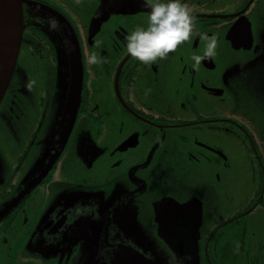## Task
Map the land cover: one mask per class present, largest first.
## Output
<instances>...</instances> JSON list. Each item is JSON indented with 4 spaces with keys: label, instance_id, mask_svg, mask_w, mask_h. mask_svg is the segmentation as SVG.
<instances>
[{
    "label": "flooded vegetation",
    "instance_id": "flooded-vegetation-1",
    "mask_svg": "<svg viewBox=\"0 0 264 264\" xmlns=\"http://www.w3.org/2000/svg\"><path fill=\"white\" fill-rule=\"evenodd\" d=\"M21 2L22 43L0 104V264H188L161 234L173 214L163 203L193 199L184 194L191 161L214 167L197 174L214 189L228 184L236 160L212 141L218 136L254 171L250 132L264 131V0H187L196 28L218 38L196 67L192 56L206 46L199 35L150 65L127 52L125 34L147 23L142 0ZM93 51L102 63L89 62ZM32 65L34 80L23 79ZM257 151L264 155V140ZM180 154L188 175L175 174ZM255 159L263 179L264 159ZM254 188L252 177L247 205L207 222L206 200L194 196L202 221L191 264H264V227L243 230L264 209L263 189ZM250 240V251L239 245L245 255L232 253L233 242Z\"/></svg>",
    "mask_w": 264,
    "mask_h": 264
},
{
    "label": "rangeland",
    "instance_id": "rangeland-1",
    "mask_svg": "<svg viewBox=\"0 0 264 264\" xmlns=\"http://www.w3.org/2000/svg\"><path fill=\"white\" fill-rule=\"evenodd\" d=\"M32 65V68H28L22 71L23 79L25 80H34L35 77V68ZM38 69L36 68V71ZM38 73L36 74V76ZM250 109H254L255 106L248 104ZM259 121L264 125V116L259 117ZM0 125H1V120H0ZM250 135L253 136L256 140V143L252 146L251 145V152L255 155V158L260 157V161L263 158L264 155L258 156V147L262 146V142L264 140V131L259 130L257 132H250ZM217 144H221L224 147L227 146L228 148V156L236 160L235 162H229L228 164V181L225 187L221 189H214V187L211 185V183L207 179H200L197 174L203 173H209L214 171V167L212 165H208V161L196 165V162L191 161V187H187L184 190V194L189 196H198L205 198L206 200V214H205V222L207 220L213 219V217H216V219L219 218H228V216H231L238 212L243 205H247L248 200L244 198L242 195V192L248 188L249 184L252 183V177L254 178V186L255 188L251 192L253 195V192L256 190L257 186H261L263 191L259 190V192L262 193L263 199H264V177L263 179L258 177H255L254 174L258 173L259 169L258 166L256 165V159L254 158V171L252 172L251 169V164L248 163L247 170H244L242 166H240L238 163H241L242 161V156H241V150L239 147L230 145L228 139L225 136H218L217 138L213 139ZM262 149L260 150L259 153H262ZM253 156V155H251ZM247 159L250 160L251 157L247 155ZM264 161V160H263ZM169 163H172L171 161ZM182 163H186V160L183 156V154H180L178 156L177 162H175V174L176 175H188V168L187 165H184ZM178 164V165H177ZM187 164V163H186ZM172 169L169 170V172ZM263 171H264V165H263ZM262 172V171H261ZM197 175V176H196ZM262 177V176H261ZM261 179V180H260ZM186 181V180H185ZM190 184V183H188ZM187 184V185H188ZM179 185H182L181 182H179ZM252 195H247V197H251ZM196 197V198H198ZM261 197V195H260ZM259 205L258 207H260ZM246 224V226L244 225ZM258 227H264V209L258 208L252 215H250L248 218L243 220V230L244 233L247 232L248 235H252L253 232L257 231ZM237 232L240 234L242 231L237 228ZM225 241V239H224ZM230 241L226 240L224 243L228 245ZM252 240H250L247 243H243L238 241L236 244L235 242L232 243V253L236 252V249L240 250V244H243L244 251H247L249 249L250 251V246H251ZM238 245V247H237ZM238 250V251H239ZM240 254H243V250L239 251ZM233 258V257H232ZM234 260V258H233Z\"/></svg>",
    "mask_w": 264,
    "mask_h": 264
},
{
    "label": "clouds",
    "instance_id": "clouds-1",
    "mask_svg": "<svg viewBox=\"0 0 264 264\" xmlns=\"http://www.w3.org/2000/svg\"><path fill=\"white\" fill-rule=\"evenodd\" d=\"M142 3L149 9L147 23L136 25L124 36L127 52L133 57L150 65L158 58H166L178 45L196 35L206 41V46L203 55L193 54V67L203 58L215 54L218 43L216 34L209 35L196 28L197 17L187 0H142ZM49 26L57 29L59 22L52 18ZM88 60L92 64H100L103 58L93 51Z\"/></svg>",
    "mask_w": 264,
    "mask_h": 264
},
{
    "label": "water",
    "instance_id": "water-1",
    "mask_svg": "<svg viewBox=\"0 0 264 264\" xmlns=\"http://www.w3.org/2000/svg\"><path fill=\"white\" fill-rule=\"evenodd\" d=\"M102 8L93 20L98 26L103 23L104 14L108 11L106 5H102ZM23 31L21 0H0V104L16 69ZM163 205L171 206L173 214H170V219H162L164 223L160 227L161 234L171 250L185 254V260L190 257L187 262L191 264V256L196 258L202 204L193 198L184 203L174 201Z\"/></svg>",
    "mask_w": 264,
    "mask_h": 264
}]
</instances>
